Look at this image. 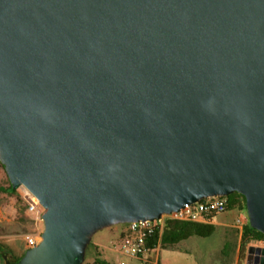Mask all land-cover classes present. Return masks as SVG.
<instances>
[{
	"label": "water",
	"instance_id": "1",
	"mask_svg": "<svg viewBox=\"0 0 264 264\" xmlns=\"http://www.w3.org/2000/svg\"><path fill=\"white\" fill-rule=\"evenodd\" d=\"M0 164L43 209L8 264L233 193L264 235V0H0Z\"/></svg>",
	"mask_w": 264,
	"mask_h": 264
},
{
	"label": "crops",
	"instance_id": "2",
	"mask_svg": "<svg viewBox=\"0 0 264 264\" xmlns=\"http://www.w3.org/2000/svg\"><path fill=\"white\" fill-rule=\"evenodd\" d=\"M0 181L2 182V176H0ZM242 209H228L226 212L222 214H213L210 215L205 221L198 222L199 224H210L213 225L214 231L219 228L221 233L229 232L231 230H236L240 234L239 238H241V232L244 226L247 224L246 214L245 216V225L243 228H238L235 225V220L238 217L239 211ZM167 221H172L169 219H165L163 222L161 234L164 230V226ZM43 229V225L39 223L35 219V215L29 213L26 210L25 203L21 200L19 192L15 189H9L8 185L4 186L0 184V264H8L11 259H18L24 255L27 250L25 247V239L28 235L35 231H41ZM126 233V226H117V230L115 231V243L110 246H107L101 240H97L93 243L94 248L100 254L101 259L110 262L115 256L123 257L117 250L116 245L123 238ZM124 234V235H123ZM160 234V237H161ZM193 237V236H191ZM198 237V236H197ZM190 238V237H189ZM187 238V239H189ZM22 240V251L20 256H17L14 252H12L11 245L16 244L17 241ZM182 240L173 245H160L157 244L155 247H149V253L146 257V260H149L153 253H155L156 248L161 246L162 249L172 248L175 249L179 243L186 241ZM150 242V241H149ZM148 242V244H149ZM227 243L224 244V248ZM249 246H258L264 247V241H250ZM248 249V248H247ZM143 264V261L137 260ZM121 262V261H120Z\"/></svg>",
	"mask_w": 264,
	"mask_h": 264
},
{
	"label": "rangeland",
	"instance_id": "3",
	"mask_svg": "<svg viewBox=\"0 0 264 264\" xmlns=\"http://www.w3.org/2000/svg\"><path fill=\"white\" fill-rule=\"evenodd\" d=\"M0 176H2V182L0 181V184L7 186V177L1 166ZM16 190L19 192L18 189ZM233 196L225 197V199L231 201ZM117 226L98 231L92 237L90 245L85 251L82 264L93 262L96 255V249L93 246L95 241L101 240L110 247L115 243V231L117 230ZM239 236L240 234L236 230L221 233V230L217 228L210 236L205 238L197 236L190 237L186 241L179 243L175 249H162L161 246H158L155 253H153L151 258L144 264H246L247 253H245V258L243 260H240L239 257ZM225 243H227V245L224 248ZM11 248L12 252L20 256V251H22V240L20 239L16 244L11 245ZM120 261L124 264H142L136 259L124 256H115L108 264H120Z\"/></svg>",
	"mask_w": 264,
	"mask_h": 264
},
{
	"label": "built area",
	"instance_id": "4",
	"mask_svg": "<svg viewBox=\"0 0 264 264\" xmlns=\"http://www.w3.org/2000/svg\"><path fill=\"white\" fill-rule=\"evenodd\" d=\"M20 198L26 205V210L35 215V219L43 225V209L38 201L24 187H18ZM227 210L225 197H212L201 200L193 204H185L177 212L162 215L160 219L153 221H138L126 224V233L116 245V250L124 257L141 260L143 264L147 262L146 257L149 253L148 242L155 236L160 239V234L165 219L172 221L203 222L210 215L222 214ZM247 221V220H246ZM244 211L240 210L235 220L238 228L245 225ZM43 230V229H42ZM41 231H35L25 239L26 249L35 247L41 241ZM120 264H124L120 262Z\"/></svg>",
	"mask_w": 264,
	"mask_h": 264
},
{
	"label": "trees",
	"instance_id": "5",
	"mask_svg": "<svg viewBox=\"0 0 264 264\" xmlns=\"http://www.w3.org/2000/svg\"><path fill=\"white\" fill-rule=\"evenodd\" d=\"M0 166L2 167L1 164ZM7 182H8V188L12 189L8 179H7ZM231 195L232 196L234 195L232 197V200L231 201L226 200L227 208L228 209L237 208V209H242L243 211H245L244 197L237 193H233ZM213 232H214V227L213 225H210V224L206 225V224H199V223L188 222V221H167L164 226V230L161 234L160 239L157 238V236H155L153 239L150 240L148 247H150L151 249L159 243L162 246L163 245H173L191 236H198V237L205 238V237L210 236ZM250 241H264V235L253 230L247 222V224L244 226L241 232L240 245H239L240 260H243L245 258V253H247V248H248V244ZM19 259L20 258L16 260H19ZM87 264H108V263L104 261L103 259H101L96 249V255H95L93 262L87 263Z\"/></svg>",
	"mask_w": 264,
	"mask_h": 264
}]
</instances>
